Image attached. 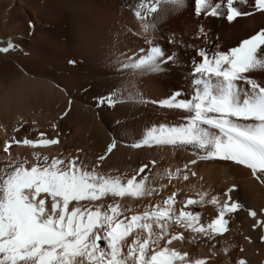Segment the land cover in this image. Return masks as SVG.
Listing matches in <instances>:
<instances>
[{
    "label": "bare ground",
    "instance_id": "1",
    "mask_svg": "<svg viewBox=\"0 0 264 264\" xmlns=\"http://www.w3.org/2000/svg\"><path fill=\"white\" fill-rule=\"evenodd\" d=\"M149 1L0 0V37L19 38L26 52L0 54V241L42 220L43 214L29 204L49 191L58 198L46 207L56 209L60 223L74 233L64 238L48 232L18 246L21 253L12 245L1 246L0 264H22L26 255H31L29 264H85L81 256H69L67 251L118 219L125 221L123 235L106 241V253L118 264H134L162 247L174 225L156 218L132 222L127 215L148 210L173 192L178 193L174 204L186 193L197 194L195 208L202 215L210 212L214 195L230 184L238 185L233 195L244 205H264V186L248 170L216 158V143L222 136L183 120L206 114L194 109L199 98L190 85L194 67L264 30V12L254 11L253 0H237L235 6L251 15L228 21V0H206L200 11L194 0H153L160 1L159 9L140 18ZM31 21L34 29L29 27ZM152 50L159 56L147 63ZM71 61L75 68L68 66ZM237 81L229 94L232 106H251L247 93L251 83L256 90L264 88V45ZM224 82L214 79L219 96L227 95ZM69 98L73 103L64 114ZM101 100L114 102L98 108ZM184 102L192 103L184 109L180 107ZM220 121L264 133L260 118L220 117ZM179 134L194 137L168 142ZM55 137L59 143L52 146ZM40 140L45 145L34 148ZM112 140L118 145L103 160ZM6 141L11 145L3 152ZM137 144L143 147L137 149ZM194 155L209 159L194 167L195 177L184 169ZM71 158H77L73 176L63 174ZM143 164L148 168L138 176ZM219 183H225L223 189ZM71 195L74 202L61 206L60 199ZM253 222L237 213L231 233L205 243H180L190 258L170 264H234L240 247H246L251 264H261L264 244L258 242L260 231L250 229ZM241 232L253 242H246ZM76 237L81 239L77 244ZM145 239L148 246L142 244Z\"/></svg>",
    "mask_w": 264,
    "mask_h": 264
},
{
    "label": "rangeland",
    "instance_id": "2",
    "mask_svg": "<svg viewBox=\"0 0 264 264\" xmlns=\"http://www.w3.org/2000/svg\"><path fill=\"white\" fill-rule=\"evenodd\" d=\"M191 1H193V0H191ZM191 3H192V2H191ZM127 8H129V7H127ZM208 14H209V13H208ZM144 48H145V47H144ZM68 66L75 68L77 65H76V63H75L74 61H71V62L68 63ZM251 84H252V86H254L253 82H252ZM244 85L246 86V84H244ZM249 88H252V87L249 86ZM255 88H257V86H256V87L254 86V87H253V90H256ZM256 91H257V90H256ZM245 93H246V92H245ZM245 93H244V96L246 95ZM106 150H107V148H106ZM113 152H114V151H113ZM105 153H106V151H105ZM105 153H104V154H105ZM112 154H113V153H111V155H112ZM103 156H104V155H103ZM109 156H110V155H109ZM109 156H108V157H109ZM108 157H107V158H108ZM107 158H105V159H107ZM102 159L104 160V157H102ZM185 164H187V163H185ZM220 182H222V180H221ZM219 184L221 185V187H222V189H223L225 183H223V184H222V183H219ZM155 202H157V199H156ZM133 240H134V239H133ZM244 248H246V247H244ZM240 250H241V247L239 248L238 253L240 252ZM245 250H246V249H245ZM244 253H245V252H244ZM239 254H240V253H239ZM245 255H247V254L245 253ZM214 256H215V258H217V257H216V256H217L216 254H215Z\"/></svg>",
    "mask_w": 264,
    "mask_h": 264
}]
</instances>
